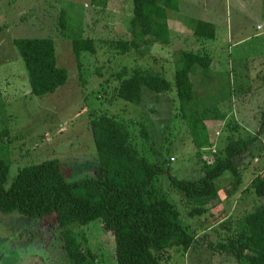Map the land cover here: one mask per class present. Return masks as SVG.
Here are the masks:
<instances>
[{
	"label": "rangeland",
	"instance_id": "374dc122",
	"mask_svg": "<svg viewBox=\"0 0 264 264\" xmlns=\"http://www.w3.org/2000/svg\"><path fill=\"white\" fill-rule=\"evenodd\" d=\"M179 6L178 11L167 10L168 43L142 42L141 48L121 54L111 41L131 38L132 0H0V128L8 127L10 132L7 139L0 135V156L10 164L6 185L21 168L51 158L60 159L68 180L89 176L82 163L97 155L90 126L92 110L96 116L116 115L127 123L132 142L142 146L141 153L149 160L156 161L158 152L170 159L161 185L177 204L185 224L200 234L194 248L186 254L174 248L171 260L162 264H248L210 243L227 241L240 227L244 213L264 203V197L256 196L251 188L253 177L264 174V132L260 127L264 0H179ZM197 19L216 24V37L203 41L205 44L193 35ZM81 32L95 38L96 52L82 53L80 65L71 36ZM47 36L54 39L57 64L67 69L69 77L56 91L37 96L31 92L14 38ZM146 40L151 42V37ZM202 48L213 57L210 72L198 68L192 74L197 98L183 109L175 87L159 96L149 92L143 105L113 96L123 67L160 72L174 83L182 51ZM205 108L228 117L225 121L206 120L215 146L199 149L183 112L197 116ZM229 118L243 127L242 136L259 137L256 144L260 147L255 145L256 154L248 153L245 162L249 164L242 162L241 183L230 172L220 177L216 180L218 197L209 200L205 213L190 217L187 210L203 200L185 199L168 176L195 180L204 175V158H212L229 141L231 133L225 128ZM143 126L149 139L140 134ZM54 223L53 218L37 222L18 211L0 210V264H74L65 255L60 232L52 230ZM102 223L93 221L81 229L86 231L98 264H117L114 233Z\"/></svg>",
	"mask_w": 264,
	"mask_h": 264
},
{
	"label": "trees",
	"instance_id": "16d2710c",
	"mask_svg": "<svg viewBox=\"0 0 264 264\" xmlns=\"http://www.w3.org/2000/svg\"><path fill=\"white\" fill-rule=\"evenodd\" d=\"M132 3L133 14L129 19L131 38L113 39L112 46L119 53L128 54L141 48L142 42L168 43L167 10L178 11L179 0H132ZM62 35L69 37L65 31ZM193 35L202 42L213 39L216 37V24L197 19L193 23ZM71 37L79 62L82 53L96 52L94 37L82 32ZM150 37L151 42L146 40ZM14 44L27 68L32 94L43 96L67 82L69 74L66 68L57 64L56 44L52 37H16ZM212 61V55L205 48L183 50L174 83L160 72L125 66L117 74L118 83L113 96L143 105L149 92L159 96L175 87L177 97L183 103L182 108L197 98L192 74L198 68L210 72ZM260 108V127L264 132V102ZM183 115L199 149L215 146L208 134L206 120L225 121L228 117L213 108H205L197 116L185 112ZM90 126L97 155L82 163L87 165L91 174L79 180H68L60 159L51 158L21 168L7 186L10 164L0 156V210L4 213L18 211L35 217L37 222L53 218L52 230L60 232L65 255L74 264H98L86 231L81 229L98 220L103 222L106 230L114 233L117 264H162L171 260L172 249H181L186 254L194 248L200 234L185 224L177 204L161 185L162 172L170 159L158 152L156 161L149 160L141 153L142 146L132 142L127 123L116 115L96 116L92 110ZM225 128L231 133L229 141L211 155L212 158H204V175L195 180L172 174L168 176L173 187L184 193L185 199L203 200L199 206L187 210L190 217L205 213L209 200L218 197L217 179L230 172L238 184L241 183L242 162L249 164L250 161L245 162L248 153L256 154L259 137L242 136L240 131L243 127L234 119L229 118ZM9 133L8 127L0 128L4 139L9 138ZM140 134L149 139L145 126ZM251 188L256 196L264 197L263 173L253 177ZM239 225L225 238L227 241L210 244L229 250L236 259L245 260L248 264H264V203L245 212Z\"/></svg>",
	"mask_w": 264,
	"mask_h": 264
},
{
	"label": "built area",
	"instance_id": "2783aa9c",
	"mask_svg": "<svg viewBox=\"0 0 264 264\" xmlns=\"http://www.w3.org/2000/svg\"><path fill=\"white\" fill-rule=\"evenodd\" d=\"M258 28H263L262 25H260Z\"/></svg>",
	"mask_w": 264,
	"mask_h": 264
}]
</instances>
